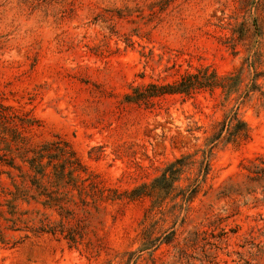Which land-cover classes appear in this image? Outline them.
Returning <instances> with one entry per match:
<instances>
[{
    "label": "rangeland",
    "instance_id": "obj_1",
    "mask_svg": "<svg viewBox=\"0 0 264 264\" xmlns=\"http://www.w3.org/2000/svg\"><path fill=\"white\" fill-rule=\"evenodd\" d=\"M204 68L241 72L238 93L148 97ZM0 104L33 146L69 145L102 191L72 188L69 217L19 202L13 229L0 217V264H264V0H0ZM233 112L250 140L217 146L189 206L177 193L160 192V207L130 199L181 156L200 160ZM8 172L0 165L6 193Z\"/></svg>",
    "mask_w": 264,
    "mask_h": 264
},
{
    "label": "trees",
    "instance_id": "obj_2",
    "mask_svg": "<svg viewBox=\"0 0 264 264\" xmlns=\"http://www.w3.org/2000/svg\"><path fill=\"white\" fill-rule=\"evenodd\" d=\"M250 67H252L250 65ZM240 73L234 76L219 77L215 71L209 68L197 70V73H187L179 81L167 83L165 85H150L148 97H158L164 95H185L191 97L197 91L222 89L227 97L233 93H238L241 83ZM253 78L252 87L258 89L257 79ZM249 89L246 96H243V104L249 94L255 90ZM136 90V89H135ZM144 98L135 95H127L126 101L138 103ZM10 107L0 104V165L6 166L17 174L8 172L13 191H8L0 183V194L5 193L11 197L6 204L0 203V217L6 214L11 216L7 222L11 223V229L20 220L18 204L19 202L40 201L48 209L56 210L61 216L69 217L73 211L69 210L72 202L69 197L72 188L79 191V195L87 194V182H90V193L97 197V193L102 192L98 185L89 176L82 179L81 173H86V168L81 164L76 153L69 145L61 142H46L39 146H33L29 139L19 130L13 120L16 115H8ZM7 112V114H6ZM19 119V118H18ZM21 121H24L20 119ZM30 125V120L27 121ZM13 125V126H11ZM250 140V129L247 124L239 118L238 112L228 114L220 124L218 132L207 140V148L201 152L200 160L194 156H181L175 162L168 165L160 177L156 178L151 186L143 185L140 189L133 191L130 199L149 197L153 198V207H160L163 198L159 196L175 194L180 198L179 208L187 207L193 202L201 192L203 184L211 170V158L214 150L222 142H246ZM18 161V163L16 162ZM196 170L195 178L185 188H177L176 184L182 180L185 174ZM6 207V211L2 208ZM38 232L53 233L50 228H39ZM72 233L68 238L74 242ZM173 233L169 234L161 244H169L172 241ZM0 241L4 243V236L0 229ZM160 240L149 241L144 244L142 251L151 249Z\"/></svg>",
    "mask_w": 264,
    "mask_h": 264
}]
</instances>
